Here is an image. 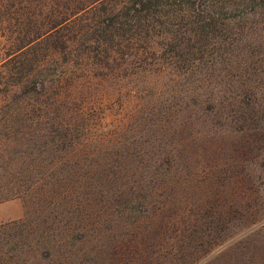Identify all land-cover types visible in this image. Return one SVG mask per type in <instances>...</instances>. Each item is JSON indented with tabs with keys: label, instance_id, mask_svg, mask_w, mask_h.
I'll use <instances>...</instances> for the list:
<instances>
[{
	"label": "rangeland",
	"instance_id": "374dc122",
	"mask_svg": "<svg viewBox=\"0 0 264 264\" xmlns=\"http://www.w3.org/2000/svg\"><path fill=\"white\" fill-rule=\"evenodd\" d=\"M96 4L0 79V264H264V0Z\"/></svg>",
	"mask_w": 264,
	"mask_h": 264
},
{
	"label": "trees",
	"instance_id": "16d2710c",
	"mask_svg": "<svg viewBox=\"0 0 264 264\" xmlns=\"http://www.w3.org/2000/svg\"><path fill=\"white\" fill-rule=\"evenodd\" d=\"M102 0H85L83 4H66L64 6H61L60 8L56 9L52 7L51 3L55 2L54 0H42V6L46 9L45 19L42 20L39 23V27L35 30H32V32H25L24 34H21V28L15 29V35L10 36L9 39L10 42V50L6 53L5 58L0 62V65L3 66L4 70H0V79L6 78V76H14L15 77H23L24 76V67L26 63L30 60H32V57L35 56L38 52V48L41 50H45L49 46L54 45L55 42H59L61 44L64 43V41H67L69 39V36L67 35V32L69 31V24H71L72 19L78 15V11L84 12L85 10L95 6V3L101 4ZM180 0H135L136 5L129 4L125 5L124 9H127V12H123L121 14V17L124 16H132L134 18H137L139 16H142L144 18V21L148 20L149 18H152L154 14L161 16H166L167 11L164 9L165 6L173 4L174 2H179ZM96 4V5H97ZM4 5L0 1V6ZM106 10L108 13H111L113 16H117L116 14H112L113 6L110 4L106 5ZM153 9L154 12L149 11L150 9ZM113 17L110 16L111 20L117 23V20H115ZM94 18V17H92ZM95 19V18H94ZM93 19V20H94ZM116 19H118L116 17ZM5 21L2 16H0V23ZM156 21L162 22L160 19H156ZM207 20H203L202 22L207 23ZM5 22H3V26H0L3 30H8V28H5ZM148 28L151 27V24H147ZM39 46V47H38ZM6 73V76H5Z\"/></svg>",
	"mask_w": 264,
	"mask_h": 264
}]
</instances>
